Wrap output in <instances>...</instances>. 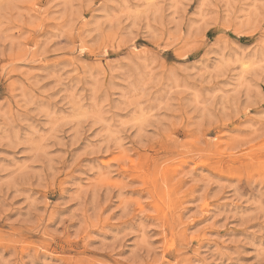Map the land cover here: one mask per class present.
<instances>
[{
    "label": "rangeland",
    "instance_id": "374dc122",
    "mask_svg": "<svg viewBox=\"0 0 264 264\" xmlns=\"http://www.w3.org/2000/svg\"><path fill=\"white\" fill-rule=\"evenodd\" d=\"M0 264H264V0H0Z\"/></svg>",
    "mask_w": 264,
    "mask_h": 264
},
{
    "label": "bare ground",
    "instance_id": "6f19581e",
    "mask_svg": "<svg viewBox=\"0 0 264 264\" xmlns=\"http://www.w3.org/2000/svg\"><path fill=\"white\" fill-rule=\"evenodd\" d=\"M147 181V180H146Z\"/></svg>",
    "mask_w": 264,
    "mask_h": 264
}]
</instances>
